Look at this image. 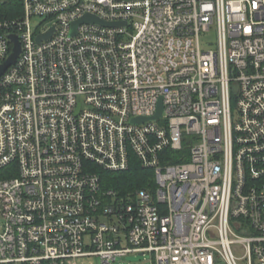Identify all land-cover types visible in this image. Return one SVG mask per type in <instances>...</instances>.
<instances>
[{"label": "built area", "instance_id": "built-area-1", "mask_svg": "<svg viewBox=\"0 0 264 264\" xmlns=\"http://www.w3.org/2000/svg\"><path fill=\"white\" fill-rule=\"evenodd\" d=\"M0 4V264H264V0Z\"/></svg>", "mask_w": 264, "mask_h": 264}, {"label": "trees", "instance_id": "trees-1", "mask_svg": "<svg viewBox=\"0 0 264 264\" xmlns=\"http://www.w3.org/2000/svg\"><path fill=\"white\" fill-rule=\"evenodd\" d=\"M11 5V4H10ZM0 4V17L15 16V12L11 10V6ZM20 12V5L18 7ZM104 185L106 188L122 192H135L138 189L146 187H154V172L145 170L138 161H134L129 170L121 173L103 172Z\"/></svg>", "mask_w": 264, "mask_h": 264}, {"label": "water", "instance_id": "water-1", "mask_svg": "<svg viewBox=\"0 0 264 264\" xmlns=\"http://www.w3.org/2000/svg\"><path fill=\"white\" fill-rule=\"evenodd\" d=\"M100 22L97 18H94L92 16H85L84 18H82L81 20H79L78 22H76L74 24V32H76L77 30V27L79 24L81 23H84V22ZM101 24H104L106 26H121V25H125V23H102L100 22ZM54 29L55 28H52L49 32L45 33V34H42L40 35L38 38H37V41L38 42H41L42 40H48L52 37L53 35V32H54ZM11 39L13 40L14 42V49H13V53L12 55L9 57V59L6 61V63H4L1 67H0V77L6 72V70L12 66L15 61L17 60V58L19 57L20 53H21V44L19 43V40H18V37L16 35H12L11 36ZM158 114L156 116L153 117V119H157L159 118L161 115H162V105H160V109H159V112H157ZM146 119H135L134 121L135 122H138V123H142L144 122Z\"/></svg>", "mask_w": 264, "mask_h": 264}, {"label": "rangeland", "instance_id": "rangeland-1", "mask_svg": "<svg viewBox=\"0 0 264 264\" xmlns=\"http://www.w3.org/2000/svg\"><path fill=\"white\" fill-rule=\"evenodd\" d=\"M208 42H215L216 35L215 33H210L205 37ZM155 181V179H154ZM1 222V221H0ZM80 263L84 264H100V258L92 257V258H84L79 260ZM114 264H154L153 256L150 253H146L141 255L140 253H130L128 256L117 257Z\"/></svg>", "mask_w": 264, "mask_h": 264}]
</instances>
